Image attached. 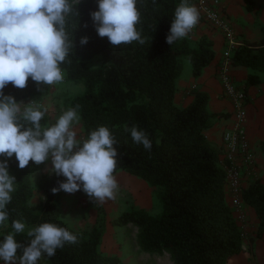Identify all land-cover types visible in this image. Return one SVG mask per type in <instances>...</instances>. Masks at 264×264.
Returning a JSON list of instances; mask_svg holds the SVG:
<instances>
[{
    "label": "trees",
    "instance_id": "trees-1",
    "mask_svg": "<svg viewBox=\"0 0 264 264\" xmlns=\"http://www.w3.org/2000/svg\"><path fill=\"white\" fill-rule=\"evenodd\" d=\"M194 1L187 3L192 5ZM181 3L182 0H137L140 21L136 29L145 43L133 41L114 47L107 37L98 36L90 18L89 14L98 10L97 0H81L74 6L79 16L73 13L67 18V32L74 47L60 67L64 81L84 85V93L74 98L69 108L80 105L79 123L86 139L104 126L117 141L114 176L126 172L157 189L159 214L131 208L113 220L112 225L135 226L139 250L157 255L167 253L172 264H226L242 251L243 241L227 199L223 165L205 137L217 116L207 111L208 96L202 92H195L193 102L186 107L174 104L182 60L188 59L192 75L198 77L212 62L214 52L205 38L196 48L190 47L187 38L172 45L166 43L175 9ZM83 37L88 38V43L81 46ZM96 56H100V65L89 68L87 63ZM231 64L264 74V37L259 43L235 48ZM258 83V76L247 77L246 85ZM52 88L38 86L29 78L24 89L9 84L3 91L17 102H36ZM40 123L42 128L48 125L46 114ZM133 126L148 135L152 142L150 151L133 142ZM8 165L16 183L12 200L6 206L9 219L0 226V242L6 235L14 234L17 243L27 246L31 239L27 236L29 230L53 223L75 235L77 243L58 248L51 258L45 255L47 264H122L119 257L100 251L102 224L81 232L61 220L60 199L66 193L53 194L52 189L59 182H66V178L48 175L44 172L46 165L36 166L31 161L20 169L15 156L8 160ZM34 174H38L37 187L44 201L33 208L29 202L33 196L30 178ZM241 199L246 208L255 212L262 231L264 183L251 181L243 189ZM16 220L25 224L24 232L14 233L12 222Z\"/></svg>",
    "mask_w": 264,
    "mask_h": 264
},
{
    "label": "clouds",
    "instance_id": "clouds-1",
    "mask_svg": "<svg viewBox=\"0 0 264 264\" xmlns=\"http://www.w3.org/2000/svg\"><path fill=\"white\" fill-rule=\"evenodd\" d=\"M81 0H0V226L9 219L6 206L15 190V177L9 174L8 160L15 156L18 167L24 169L33 162L46 165L50 160L49 174L66 178L52 189L74 194L83 191L94 205H103L116 199L119 185L114 172L117 164L116 139L107 127L101 126L87 139L78 140L73 124L80 117L78 109L68 108L55 124L42 128L40 121L47 108L34 102H17L4 89L11 84L18 89L27 86L29 78L38 86H54L63 82L60 65L65 62L73 39L67 32V18L79 16L74 8ZM155 2V0H153ZM98 10L90 18L98 36L107 37L110 44L119 47L133 41L141 45L136 25L140 13L137 0H97ZM200 13L187 0L175 9L166 43L185 38L198 24ZM87 27V25H85ZM88 38L80 40L81 46ZM30 125L26 127L25 125ZM128 131L127 127L125 128ZM133 142L147 151L152 148L148 135L136 126L130 129ZM14 233L25 231V224L12 222ZM30 242L17 243L14 234L0 242V260L4 264H38L46 255L55 256L58 248L77 243V237L63 227L43 223L27 232ZM18 250L22 255H17Z\"/></svg>",
    "mask_w": 264,
    "mask_h": 264
},
{
    "label": "crops",
    "instance_id": "crops-1",
    "mask_svg": "<svg viewBox=\"0 0 264 264\" xmlns=\"http://www.w3.org/2000/svg\"><path fill=\"white\" fill-rule=\"evenodd\" d=\"M221 3L223 15L236 32L237 43L241 45L253 44L259 43L263 39L264 0H221ZM185 38H187L192 48H196L202 38L207 39L211 43L214 58L208 66L203 68L198 77L192 75L190 62H182L181 74L176 82L174 104L179 108H183L193 102L195 92L207 94L206 109L209 113L215 114L217 118L213 127L205 131V137L209 145L218 152L219 161L222 163V135L231 125V113L233 110L230 100L222 94L221 84L216 74L222 62L226 44L221 33L212 29L201 19ZM230 73L233 83L237 87L243 88L246 93V119L244 126L255 160V177L253 179L264 183V74L241 66H232ZM249 75L258 76L259 83L246 85ZM58 89L54 85L47 96L37 100L38 105L47 108L46 115L51 124L55 123L57 117L58 109L51 101L56 97ZM26 102L28 101H23L24 104ZM78 129H81L80 123L73 127L74 131H78ZM118 174L117 180L123 182V185H126L128 181L136 180L126 172H119ZM250 182V179L245 178L244 188ZM142 209H145V207H142ZM245 212L248 237L242 242V251L230 258L226 264H264V228L259 231V222L253 209L246 208ZM45 261L40 259L38 264H47ZM0 264H4V261L0 260Z\"/></svg>",
    "mask_w": 264,
    "mask_h": 264
},
{
    "label": "rangeland",
    "instance_id": "rangeland-1",
    "mask_svg": "<svg viewBox=\"0 0 264 264\" xmlns=\"http://www.w3.org/2000/svg\"><path fill=\"white\" fill-rule=\"evenodd\" d=\"M183 63H188V59H183ZM100 65V56L94 57L87 63L89 68H96ZM59 88L56 97L51 103L57 107L56 120L58 117L70 107V103L74 98L84 93V85L82 83L65 82L56 85ZM31 101L26 102V104ZM37 104V101L34 102ZM56 122V121H55ZM79 123V122H78ZM55 124V123H53ZM49 121L46 127L51 125ZM77 123L73 124L75 127ZM81 129L76 131L80 133ZM51 167L50 160L47 162L44 172L49 174L48 168ZM119 173V172H118ZM117 173V174H118ZM115 175L116 179L118 175ZM130 177H134L128 174ZM38 174H34L30 178L33 196L29 202L31 207H35L38 203L44 201V196L37 187ZM134 181L123 185L118 182L119 191L114 201L109 200L103 205H94L90 198L81 190L74 194L66 193L60 199V218L71 228L86 232L92 227L102 224L104 234L100 245V251L105 255L117 256L122 264H172L167 253L162 255L150 254L139 250L136 235L137 228L133 225L114 226L112 221L115 220L123 212L131 208L142 209L150 215L159 214L161 206L155 198L156 188H152L146 182L134 177ZM257 180V179H256ZM22 255L21 252L18 255ZM42 261H45L43 256ZM46 262V261H45Z\"/></svg>",
    "mask_w": 264,
    "mask_h": 264
},
{
    "label": "built area",
    "instance_id": "built-area-1",
    "mask_svg": "<svg viewBox=\"0 0 264 264\" xmlns=\"http://www.w3.org/2000/svg\"><path fill=\"white\" fill-rule=\"evenodd\" d=\"M193 5L198 9L200 18L212 29L221 33L226 44L222 62L217 69L222 94L232 104L231 125L222 135V165L225 171V186L229 205L240 227L242 241L248 237L247 216L245 205L241 199L245 178L251 181L255 177V160L251 152L249 138L245 129L246 93L243 88L237 87L232 79L231 57L235 48L242 46L236 41V32L231 23L222 13L221 0H195ZM64 76V75H63ZM64 81V79H63ZM78 140L86 139L80 132Z\"/></svg>",
    "mask_w": 264,
    "mask_h": 264
}]
</instances>
